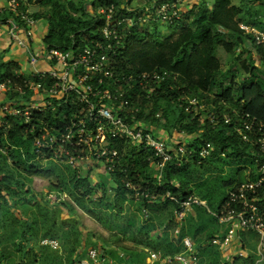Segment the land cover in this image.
I'll return each instance as SVG.
<instances>
[{
    "label": "trees",
    "instance_id": "obj_1",
    "mask_svg": "<svg viewBox=\"0 0 264 264\" xmlns=\"http://www.w3.org/2000/svg\"><path fill=\"white\" fill-rule=\"evenodd\" d=\"M254 1L260 3L261 10L241 8L231 0H213V3L198 0L173 23H161L153 16L145 24L136 23L123 32L122 46L117 47L115 56L117 71L168 73L148 99L143 101L139 97L138 117L164 130L171 140L173 132L184 131L190 135L188 139L174 141L175 148L183 146L184 151L174 155V150H170L172 158L164 167L161 184L155 177L152 152L121 140L116 143L121 154L119 163L113 170H105L107 181H94L90 170L84 173L82 166L55 157L56 145L50 148L42 135L44 132L49 136L60 135L64 131L74 110L69 104L57 105L54 109L49 106L43 110L32 109L29 122H24L20 115L3 116L6 123L3 121L0 125V264H78L86 257L88 244H102L103 249L113 244L119 248L122 235H128L132 246H123L127 257H119L118 263L145 264L146 250L173 254L181 251L182 245L173 243L165 232L151 234L141 228L132 229V224H117L125 208L136 202L140 209L153 203L172 205L175 209L176 203L168 192L177 199L196 192L199 198L217 205L226 187L235 188L253 177L255 155L252 152L256 145L243 141L237 128L241 125V116L247 114L256 118L264 129V46L256 44L252 35L240 28L244 21L264 30L263 0ZM28 2L40 7L31 14L48 22L43 38L47 45L81 48L102 38L103 18L87 10V0ZM110 2L115 3L119 15L130 14L119 5V0L90 3L96 7ZM21 8L26 9L24 4ZM159 24L179 31L156 39ZM143 25L150 27L142 29ZM218 47L229 55L231 62L226 69L216 54ZM238 72H242L240 80H236ZM37 79L35 75L25 74L17 62L2 63L0 81L6 80L10 87L5 102L14 105L19 100L29 101L34 91L28 84ZM131 95L132 99L138 98ZM191 98L201 107L189 112L185 106ZM156 113L160 116L156 117ZM210 114H215L217 120L210 122ZM37 138L44 141L43 146H36ZM206 142L212 144V149L202 158L198 151ZM226 168L228 175L219 177L223 179L221 182L214 181L216 186L207 181L208 175H224ZM34 175L49 180L48 191L38 193L27 184ZM130 185L156 194L157 200L139 198L136 201ZM211 191H219V196L208 197L207 192ZM51 192L59 196L65 193L68 199L51 202L48 199ZM76 205L103 224L109 236L100 235L93 241L89 234L91 238L95 234L88 231L85 239L82 238L84 233L76 218ZM211 234L207 235L208 239ZM242 237L246 241L243 234ZM182 238L181 235L179 241ZM43 239L56 240L58 247L42 243ZM105 251L115 255L114 249ZM215 253L210 264H226L218 248ZM252 256L244 259V264H253ZM237 261L234 258L230 263Z\"/></svg>",
    "mask_w": 264,
    "mask_h": 264
},
{
    "label": "built area",
    "instance_id": "obj_2",
    "mask_svg": "<svg viewBox=\"0 0 264 264\" xmlns=\"http://www.w3.org/2000/svg\"><path fill=\"white\" fill-rule=\"evenodd\" d=\"M184 1L163 0L157 4L156 0H153V16L161 23H173L181 18L180 4ZM6 3V7L0 8V20L6 11H11L18 17L19 22L13 18L8 26L9 37L15 44L26 49L28 62L33 68L29 74L38 79L28 84L34 91L29 101L19 100L14 105L4 102L0 105L4 115H20L24 122H29L32 109L43 110L48 106L54 109L57 105L69 104L74 110L64 131L60 135L49 136L47 132L42 135L44 140L49 141L50 148L53 144L56 145L55 157L75 166L85 167L89 164L90 167L94 164L95 167L101 165L104 170H113L121 157L120 149L116 146L121 140L132 147L152 152L155 177L158 184H161L164 167L172 158L170 150H174L176 155L178 151H184V148H175V144L172 145L174 137L172 140L165 139L159 134L160 128L138 117L137 112L141 105L137 100L140 96L143 101L148 99L150 93L157 90L158 83L164 80L168 73L158 70L119 72L115 69V56L117 47L122 46L123 32L136 23H145V13L142 10H128L130 14L119 15L114 2L92 6L90 12L98 13L103 18L101 39L81 48L72 46L64 49L45 43L36 48L32 39L37 20L27 8H21V4H25L26 0H6ZM240 28L251 34L256 44L264 46V30L244 23H240ZM39 63H45L46 67L38 68ZM175 77L172 75L173 79ZM9 88L6 80L0 81V97H6ZM131 94L138 98L132 99ZM198 107L201 105L197 104L195 98H191L185 110L191 112L192 108ZM155 116L160 115L156 113ZM223 117L228 120L225 114ZM208 118L210 122L217 120L215 114H210ZM255 119L247 114L242 115L237 131L243 141L256 145V150L253 151L257 165L256 177L229 191L215 216L220 222H231V226L224 239L213 237L211 242L228 246L237 230L254 231L258 235V241L254 249L256 258L253 264H264V129ZM184 134V131L177 132V139L182 138ZM35 144L40 147L44 141L37 138ZM211 149L212 144L206 142L199 149V156H208ZM129 187L134 189L135 199L157 200V195L148 190L135 189L133 185ZM167 195L177 203L178 219H182L194 205L204 204L196 195L185 199H177L169 192ZM66 198L65 193L61 196L55 192L48 194L51 202ZM41 242L50 244L53 248L58 247V242L54 239H43ZM182 242L184 249L172 255H165L160 250H148L146 264H195L198 256L195 254L193 242L187 237L183 238ZM247 251V248L245 251L241 249L238 256L247 257ZM120 256H124V253L120 252ZM78 264L117 263L100 249L90 247L86 257Z\"/></svg>",
    "mask_w": 264,
    "mask_h": 264
},
{
    "label": "rangeland",
    "instance_id": "obj_3",
    "mask_svg": "<svg viewBox=\"0 0 264 264\" xmlns=\"http://www.w3.org/2000/svg\"><path fill=\"white\" fill-rule=\"evenodd\" d=\"M210 3H213V0H208ZM240 0H232V3L239 4ZM258 2V1H256ZM258 4V3H257ZM258 6V5H256ZM40 7L38 5L31 6V9L37 10ZM29 9V10H31ZM46 23V22H45ZM146 23V22H145ZM143 23V24H145ZM144 27H141L142 29L146 27H150V25H143ZM157 36L156 39H161L163 37H167L173 34H176L179 29L178 28H171L168 27L166 24H159L157 26ZM216 54L218 58L221 60L223 68L226 69L230 65L229 61V55L223 50L222 47H218ZM242 75V72H238L236 80H240V76ZM165 133V132H164ZM173 142L177 140V132H173ZM165 139H168L169 136L167 133L163 135ZM190 137V135H188ZM174 145V143L172 144ZM175 146V145H174ZM44 165H47V162H42ZM59 165V163H57ZM59 166H62L60 164ZM95 166V165H94ZM93 165L90 166L89 164L85 167H83V172H87L88 170L91 171V176H94V170L96 167ZM94 167V169L92 168ZM229 168V167H228ZM229 169L226 168V173L224 175L217 176L216 174L208 175L207 181L210 182H221L223 180L219 177L227 176ZM101 178L103 180L107 178L105 175L101 172ZM96 179V178H95ZM25 180V179H24ZM53 180V178H52ZM27 184L35 191V192H46L49 190V180L45 177L34 175L31 177L30 181H26ZM214 182V184H215ZM216 186V184H215ZM219 186V185H217ZM230 189V187H226L225 190L227 191ZM197 195L198 193L195 192ZM208 197L215 199L217 196H219V191L216 192H207ZM208 201V200H207ZM146 212L143 211V208H138L137 203L134 202L130 205V207L125 208V212L119 217V220L117 224L119 225H128L132 224V229L141 228L143 232H150L151 234H162V232L167 233V236L171 239L173 243L180 242L179 237L182 236H190L195 244L197 245V252L200 256V260L198 264H210V261H212L211 257H215L216 253L215 250L219 247L218 245H213L211 243H208L210 239H208V236L210 233H214V230L219 226L224 227V223L216 222L211 212L216 210V204L213 202H206V205L198 206L195 208V216H191V213H188L185 219L183 220L182 224H178L174 219V208L172 205H160L157 204H150L149 207H146ZM214 213V212H213ZM76 218L79 221V224L81 226V230L83 231L82 238L85 239V233L86 232H92L94 233L96 237H99L100 235H106L109 236L110 232L109 230L103 225L98 222H96L94 219H92L88 214H86L83 210L77 209L76 212ZM200 218V219H199ZM171 220V221H170ZM211 234V236H212ZM215 234V233H214ZM246 239V246L247 250L250 252L255 249L256 243L258 241V235L254 231H246L242 233ZM120 235V234H119ZM208 235V236H207ZM89 237L91 238L90 234ZM88 237V238H89ZM93 240V239H91ZM122 242H120L121 250H123V246H132V243L128 237V235H122L121 238ZM112 241V239H111ZM88 242V241H87ZM89 243V242H88ZM208 243V244H205ZM205 244V245H204ZM251 244L254 246L252 247ZM92 244H88V246H91ZM113 245V244H111ZM140 248L146 249L145 246H140ZM174 253V252H173ZM223 255V253H222ZM146 256V254H145ZM252 256V253H251ZM222 259V256H221ZM225 261V258L223 259ZM232 260V259H231ZM221 261V260H220ZM243 259H239L236 264H244ZM246 261V260H245ZM228 262L226 261V264ZM231 264V263H230ZM263 264V263H260Z\"/></svg>",
    "mask_w": 264,
    "mask_h": 264
},
{
    "label": "crops",
    "instance_id": "obj_4",
    "mask_svg": "<svg viewBox=\"0 0 264 264\" xmlns=\"http://www.w3.org/2000/svg\"><path fill=\"white\" fill-rule=\"evenodd\" d=\"M91 1L92 0H87V6L86 7H87V10H89V11L92 8V4L90 3ZM119 1L121 2L119 5L121 7L126 8L127 10H131V11L142 10V12L145 13V18H147V20H150L153 17L154 7H155L154 3H153V0H119ZM162 1L163 0H156L157 4L161 3ZM196 1H198V0H185L184 2H182L180 4V9L183 12L186 9H188L190 6H192V4H194ZM257 3L258 2L254 1V0H247V3L245 2V0H240L239 4H234V3H232V4H234V5L238 6V7H241V8L245 7L246 9L252 8V10H255V9H260L261 10L260 3L259 4H257ZM6 5H7L6 0H0V8H4V7H6ZM34 5H37V4L34 3V2H28V3L24 4L25 8H27L28 10L31 9V6H34ZM256 5H258V6H256ZM96 6H98V5H96ZM29 11L33 14L36 10L33 11L31 9ZM5 14H4L5 16L1 17V20H0V66L2 65V63H8L10 61H14V62H17L20 65L21 70L25 74L26 73L29 74L32 71L33 68H32V65H30L29 62H28V55H27L26 49L24 47H21V46H18L17 44H15L10 39L9 33H8V26L13 21V18L16 20V22H19V21H18L17 18H15L13 16L11 11L10 12L6 11ZM36 20H37V22H36L35 27H34V35H33L32 42H33V46L34 47L40 48L41 45L44 43L43 38L46 35L47 30H48V22L45 19H43V18H36ZM241 23L246 24V22H244V21H241ZM37 66H38V68H45L46 67L45 63H39V64H37ZM6 97H5V95L0 97V105L6 101V99H7ZM14 104H15V102H14ZM3 116H4V112L0 109V125L4 121L3 120ZM164 132H165L164 130L160 129L159 134L161 136H163L166 133V132L165 133ZM182 138L188 139L189 137H188L187 134H184L182 136ZM252 154H253V152H252ZM92 165L94 166V164H92ZM256 166L257 165H256V162H255V169H254V171L252 173L253 177H250L248 180L254 179L256 177V174H255ZM94 167L93 168L91 167V168L94 169ZM94 170H96V172H94V174H93L94 176H91L94 181L102 179L101 178V174H100L101 172L105 175V177L107 176L105 174V170L103 169V167L101 165H98V166L96 165V168ZM90 175H91V173H90ZM231 189H233V188H230L227 191L225 190L224 195L222 196V198L218 201V203L216 205V210L213 211L214 213L211 212L213 217H214V219L216 220V222H220V221L215 216V213L222 206L223 202L227 198V195H228V193H229V191ZM66 199H68V195H67ZM135 200L137 201L139 199H135ZM201 200L204 201V204L194 205L185 214V216L182 219H178L177 216H176L177 203L174 201L176 203L175 209H174V219H175V221L178 224H182L183 220L185 219V217L187 216L188 213H191V216H195V211H194L195 208L198 207V206H201V205H203V206L206 205L207 201L205 199H201ZM263 205H264V202H263ZM76 209L82 210L77 205H76ZM143 211L146 212V214H147L146 207H143ZM220 223H224V227H220L219 228V226H218L214 230L215 234L214 233L212 234L211 239H210V241L208 243H211L213 245H218L219 246L218 249L220 250L221 256H222L221 260L223 262L227 261L228 262L227 264H230L231 259L233 260L234 258H237L238 260L239 259H243L244 260L246 258H251L250 255L252 253V255H253L252 259H253V262H254L255 258H256L254 250L253 251L251 250L250 252L247 251L248 252L247 257L246 256H238V252L241 249H244V251H245V248H247V246H246L247 243L244 240V238L242 237V233H244L246 231L237 230L236 235L233 237L231 244L228 245V246H224L223 244H214V243L211 242L213 237H218L220 239H224L226 237V235H227V232H228V230H229V228L231 226V222L227 221V222H220ZM101 236L106 237V238L108 237L106 235H101ZM185 237L189 238L193 242L195 254L198 256V259L196 260L195 264H198V262L200 260V256L198 255V252H197V249H198L197 245L195 244L194 240L189 235L188 236H183V238H185ZM183 238H182V240H183ZM91 239H93V241H96L97 237L95 236V237L90 238V240ZM182 240L180 241V243L182 245V250H183L184 246H183ZM98 243H100V242H98ZM208 243H205V244H208ZM101 245L102 244H99L98 246L97 245H95V246L91 245V246H88V247L86 246V249H88L90 247L98 248L101 251H103L104 253L108 254L111 257V259L117 264H119L118 263V258L119 257H124V258L127 257V254L125 252H123L119 248H114V245H108L104 249L101 248ZM105 249H114L115 255L111 256L109 252L105 251ZM148 250H150V249H148ZM148 250H146V251H148ZM160 251L162 253H164L162 250H160ZM120 252L124 253V256H120ZM175 253H177V252H175ZM222 253H223V255H222ZM164 254L165 255H172V254H166V253H164ZM146 256H147V252H146ZM146 256L144 257V263L145 264H146V260H147ZM224 258H225V261L223 260Z\"/></svg>",
    "mask_w": 264,
    "mask_h": 264
}]
</instances>
